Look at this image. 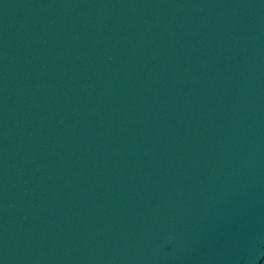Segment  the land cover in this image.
I'll return each instance as SVG.
<instances>
[{"label":"water","instance_id":"obj_1","mask_svg":"<svg viewBox=\"0 0 264 264\" xmlns=\"http://www.w3.org/2000/svg\"><path fill=\"white\" fill-rule=\"evenodd\" d=\"M0 264H264V0H0Z\"/></svg>","mask_w":264,"mask_h":264}]
</instances>
